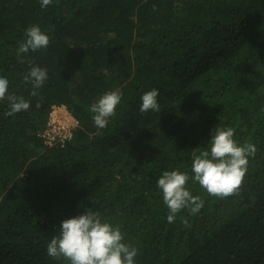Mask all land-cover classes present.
<instances>
[{
  "label": "trees",
  "instance_id": "16d2710c",
  "mask_svg": "<svg viewBox=\"0 0 264 264\" xmlns=\"http://www.w3.org/2000/svg\"><path fill=\"white\" fill-rule=\"evenodd\" d=\"M33 24L48 46L18 53ZM32 65L48 73L35 96ZM0 72L30 102L9 116L0 98V264H67L46 242L87 207L121 226L137 264H264V0H0ZM153 87L161 109L141 113ZM108 89L122 100L97 129L88 106ZM59 104L77 125L47 145ZM215 125L255 146L242 182L221 198L190 181L204 205L169 223L156 179L186 169Z\"/></svg>",
  "mask_w": 264,
  "mask_h": 264
},
{
  "label": "clouds",
  "instance_id": "9594fccd",
  "mask_svg": "<svg viewBox=\"0 0 264 264\" xmlns=\"http://www.w3.org/2000/svg\"><path fill=\"white\" fill-rule=\"evenodd\" d=\"M39 3L44 9L54 0H39ZM49 42L48 32L33 24L18 41L17 51H36L46 48ZM47 78L46 68L39 65L29 68L24 79L32 85V96L38 94ZM9 87V76L0 72V98L7 97V115L27 111L30 102L10 91ZM122 95L117 89H108L89 104L88 111L97 129L107 127L109 118L116 114ZM159 95L160 90L156 87L142 91L139 111L159 112ZM254 152L253 144L237 143L232 127L215 125L204 145L191 153V163L186 169H165L156 179L157 189L168 210L167 222H174L177 213L184 209L193 215L203 207L202 197L190 191V181L216 197L223 198L236 191L247 171L248 157ZM182 222L188 226L187 219ZM46 253L54 259L66 260L67 264H137L138 248L125 240L120 225L106 218L97 208L87 207L83 212L60 221L46 242Z\"/></svg>",
  "mask_w": 264,
  "mask_h": 264
},
{
  "label": "built area",
  "instance_id": "2783aa9c",
  "mask_svg": "<svg viewBox=\"0 0 264 264\" xmlns=\"http://www.w3.org/2000/svg\"><path fill=\"white\" fill-rule=\"evenodd\" d=\"M77 120L72 116L66 105H53L49 111L45 128L40 136L47 145H63L71 139Z\"/></svg>",
  "mask_w": 264,
  "mask_h": 264
}]
</instances>
